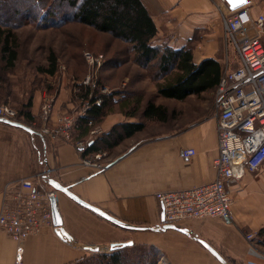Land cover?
<instances>
[{
    "label": "crops",
    "instance_id": "1",
    "mask_svg": "<svg viewBox=\"0 0 264 264\" xmlns=\"http://www.w3.org/2000/svg\"><path fill=\"white\" fill-rule=\"evenodd\" d=\"M141 1L156 28L153 45L180 49L190 43L194 64L212 59L221 71L238 67L236 54L224 38L221 15L228 8L221 0ZM243 8L252 17L264 16V0H247ZM125 65L134 71L139 69L133 62ZM143 76L132 77L133 90H145L144 81L149 78ZM128 81L126 77L121 86ZM213 94V90L203 92L199 96L201 111H189L185 120L175 111L179 116L156 125L154 131L148 126L145 131L120 141L115 135L105 136L113 146H104L85 157L74 144L94 139L96 136L90 134L92 129L97 128L98 135H104L121 124L136 123L139 118L114 111L75 143L31 135L0 123V209L3 205L14 207L15 196L25 194L22 181L31 180L44 191L53 190L38 180L44 173L89 205L123 223L145 228H120L62 192L53 191L61 227L71 241L61 239L54 227L43 226L23 242L22 264H71L95 252L89 247L107 252L111 243L127 241L155 248L159 253L156 264H221L196 239L206 242L227 264H264V252L256 245L257 231L264 228V164L256 172H246L231 186V225H224L218 219H205L175 225L187 233L157 229L161 226L162 212L156 193L190 189L214 178L212 161L217 156V137ZM119 97L114 96L116 100ZM80 112L54 110L50 123L62 114ZM31 114L34 117L31 125L39 133L42 127L39 111L32 109ZM187 148L195 151L190 159L181 156V151ZM99 153L103 156L96 162L104 169L83 164L84 159L95 161L94 156ZM247 235H254L253 242L246 239ZM14 249L13 241L0 231V264H13Z\"/></svg>",
    "mask_w": 264,
    "mask_h": 264
},
{
    "label": "trees",
    "instance_id": "2",
    "mask_svg": "<svg viewBox=\"0 0 264 264\" xmlns=\"http://www.w3.org/2000/svg\"><path fill=\"white\" fill-rule=\"evenodd\" d=\"M12 1L17 6L8 8L4 4L5 0H0V54L7 69H11L16 60V45L12 41L11 29L27 22L45 28L50 25L56 29L73 24L90 30L94 37L107 38L95 47L103 52L104 58L96 85L93 88L79 86L80 92L72 98L73 101L74 98L87 101L88 108L84 116L76 119L71 131V142L83 139L90 129L98 126L114 111H121L126 117H137L139 120L121 124L112 133L89 140L86 150L81 153L82 157L100 151L104 146L111 148L113 145L106 139L111 134L120 141L145 131L148 126L155 128L153 126L166 124L178 114L164 103H155L149 98L144 100L143 90L132 89L134 72L125 65L127 62H133L145 72L155 68L154 78L158 81L155 85L156 94L173 102H184L191 96L196 98L203 92L215 91L219 84L223 72L219 64L212 59L194 64L193 46L190 43L180 49L152 44L156 28L141 0ZM57 67L56 57L49 53L47 66L39 70L44 75L54 76ZM135 72L136 76L145 75H139L138 69ZM123 77H128L129 81L121 87ZM105 87L111 89L112 93H100L99 88ZM115 95H120L119 99L116 100ZM98 97L102 101L96 105L94 101ZM31 107L29 100L22 105L21 111H17L14 121L30 127L39 135L31 125L34 120ZM256 245L264 248V228L257 231ZM158 256V251L153 247L132 245L107 252H91L71 264H156Z\"/></svg>",
    "mask_w": 264,
    "mask_h": 264
},
{
    "label": "built area",
    "instance_id": "3",
    "mask_svg": "<svg viewBox=\"0 0 264 264\" xmlns=\"http://www.w3.org/2000/svg\"><path fill=\"white\" fill-rule=\"evenodd\" d=\"M221 19L226 44L234 50L239 65L222 72L213 94L217 137V156L212 161L214 178L190 189L155 194L164 222L169 225L205 219H218L224 225H231V186L246 172H256L264 164V16L252 17L241 8L222 12ZM83 58L89 72L80 84L95 86L103 55L84 52ZM101 92L111 93L105 88ZM101 101L98 97L94 103L99 105ZM87 108L88 102L84 101L80 113L62 114L51 124L52 99H44L39 111L42 124L39 135L71 142L74 123L84 116ZM16 115L8 106L0 107V118L14 121ZM90 134L97 136L99 130L94 128ZM74 145L80 153L87 148V142ZM194 155L193 149L181 151L184 159ZM102 156L99 153L94 156L95 161L84 159L82 162L102 170L104 166L96 162ZM46 178L44 173L38 176L40 182ZM39 186L31 180L22 181L25 194L15 196L14 207L3 205L0 209V231L15 244L13 264H22V244L30 235L38 233L43 226L53 228L50 198L54 197V190L44 191ZM246 239L253 242L254 235H247Z\"/></svg>",
    "mask_w": 264,
    "mask_h": 264
},
{
    "label": "rangeland",
    "instance_id": "4",
    "mask_svg": "<svg viewBox=\"0 0 264 264\" xmlns=\"http://www.w3.org/2000/svg\"><path fill=\"white\" fill-rule=\"evenodd\" d=\"M14 2L5 0L4 4L8 8H13L17 6V3ZM11 31L13 33L12 41L16 45V60L13 67L7 69L0 54V107L8 106L17 112L21 111L22 105L30 100L31 109L40 111L43 100L50 98L52 99V111H80L84 101L76 100V98L73 101L72 98L80 92V83L89 72L83 53L90 52L93 55H102L103 52L95 47L105 42L107 38L105 36L94 37L89 32L90 30L73 24L63 29H56L50 25L45 28L27 22L20 27L12 28ZM49 53H53L57 61L58 67L54 76L44 75L39 70L47 66ZM130 69L134 72L133 77L137 78V73L132 68ZM124 71L125 69L122 72ZM155 71V68L146 71L150 81L144 79V82L147 83V89L144 90V100L149 98L155 103H165L183 115L184 120L189 117V111H201L202 105L200 106V104L202 101L199 97L197 99L195 97L188 98L184 102H173L159 97L156 90L153 89V85L158 82L154 78ZM140 72L146 75L144 70L138 69V73ZM98 74L99 71L95 82ZM143 77L145 78V76ZM125 78L123 77L124 80ZM86 87L93 88L94 86L90 83ZM99 91L102 93L101 88ZM134 91L137 90L134 89ZM68 103L69 106H67ZM56 104L57 106H55ZM206 104L204 103V105ZM154 130L156 129L151 128V131ZM261 251L264 252V248L261 247Z\"/></svg>",
    "mask_w": 264,
    "mask_h": 264
},
{
    "label": "water",
    "instance_id": "5",
    "mask_svg": "<svg viewBox=\"0 0 264 264\" xmlns=\"http://www.w3.org/2000/svg\"><path fill=\"white\" fill-rule=\"evenodd\" d=\"M223 2L227 6V8L229 10H231V11L241 9L246 4V3H244L243 5L237 6V5H234V4H230L229 0H223ZM0 123H3L5 125H8V126H11V127H14V128L21 129V130H23V131H25V132H27L28 134H31V135L36 134L30 127H27V126H25V125H23V124H21L19 122H16V121H11V120H8V119L0 118ZM45 183L47 185H49L54 191L62 192L63 194H65L68 198L73 200L78 205L90 210L94 214L100 216L104 220L109 221V222L113 223L114 225H116V226H118L120 228H124V229H128V230H145V228L140 227V226L123 223V222L115 219L114 217L104 213L103 211L99 210L98 208H96V207H94L92 205H89L88 203L80 200L77 196H75L73 193H71L68 188L61 186L59 183H57L53 179H49L47 177L45 179ZM50 210H51L52 225L54 227L55 233L61 239H63L65 242H70L71 238L64 233V231H63V229L61 227V219H60L59 213L57 211L56 202H55V198L54 197L50 198ZM160 221H161V226L157 227V229H160V230L173 229V230L179 231L181 233H187L188 232L185 229H180V228H178V227H176L174 225L166 224L164 222L163 213H161ZM196 240L210 254H212L217 259V261H219L221 264H227L225 262V260L215 250H213L206 242H204V241H202L200 239H196ZM132 245H133L132 241H127V242H122V243H111L109 245V250H114V249H117V248L130 247ZM87 249H89L91 251H97L98 250L97 248H91V247H89Z\"/></svg>",
    "mask_w": 264,
    "mask_h": 264
},
{
    "label": "snow or ice",
    "instance_id": "6",
    "mask_svg": "<svg viewBox=\"0 0 264 264\" xmlns=\"http://www.w3.org/2000/svg\"><path fill=\"white\" fill-rule=\"evenodd\" d=\"M230 4H234V5H243L244 3L247 2V0H229Z\"/></svg>",
    "mask_w": 264,
    "mask_h": 264
}]
</instances>
